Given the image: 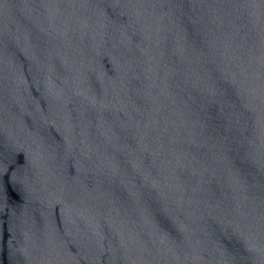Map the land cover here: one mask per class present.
<instances>
[{
  "label": "water",
  "instance_id": "1",
  "mask_svg": "<svg viewBox=\"0 0 264 264\" xmlns=\"http://www.w3.org/2000/svg\"><path fill=\"white\" fill-rule=\"evenodd\" d=\"M0 264H264V0H0Z\"/></svg>",
  "mask_w": 264,
  "mask_h": 264
}]
</instances>
